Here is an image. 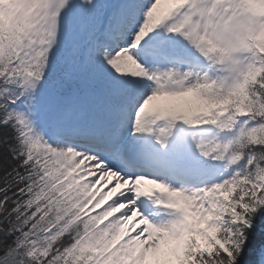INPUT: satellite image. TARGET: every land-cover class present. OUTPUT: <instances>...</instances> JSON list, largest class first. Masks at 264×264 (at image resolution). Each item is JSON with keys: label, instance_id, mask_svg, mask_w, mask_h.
Instances as JSON below:
<instances>
[{"label": "snow or ice", "instance_id": "snow-or-ice-1", "mask_svg": "<svg viewBox=\"0 0 264 264\" xmlns=\"http://www.w3.org/2000/svg\"><path fill=\"white\" fill-rule=\"evenodd\" d=\"M0 264H264V0H0Z\"/></svg>", "mask_w": 264, "mask_h": 264}, {"label": "trees", "instance_id": "trees-1", "mask_svg": "<svg viewBox=\"0 0 264 264\" xmlns=\"http://www.w3.org/2000/svg\"><path fill=\"white\" fill-rule=\"evenodd\" d=\"M261 221L258 219L257 220V224L260 225ZM257 239H259V237H257Z\"/></svg>", "mask_w": 264, "mask_h": 264}]
</instances>
